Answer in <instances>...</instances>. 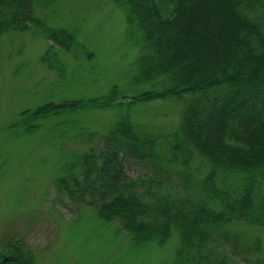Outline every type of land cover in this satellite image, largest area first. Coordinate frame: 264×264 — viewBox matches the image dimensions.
I'll use <instances>...</instances> for the list:
<instances>
[{
	"label": "trees",
	"instance_id": "trees-1",
	"mask_svg": "<svg viewBox=\"0 0 264 264\" xmlns=\"http://www.w3.org/2000/svg\"><path fill=\"white\" fill-rule=\"evenodd\" d=\"M55 1L0 0V36L29 29L43 34L48 44L39 61L63 77L60 54L75 46V35L36 12ZM111 1L123 8L144 47L128 88L148 87L112 85L94 97L45 101L21 110L8 127L17 128L15 135L53 130L71 113L120 109L101 144L65 162L56 185L68 200L118 222L135 243H163L178 234L183 264H239L232 256L248 263L256 252L252 264H264L261 245L247 247L229 230L233 222L264 228V193H258L264 183V0ZM166 98L181 109L173 142L164 147L130 119L129 108ZM192 157L208 166L200 178L188 170ZM135 165L144 173L140 180L128 174ZM219 175L241 178L222 187ZM193 186L197 198L176 190ZM220 244L227 252L216 250ZM31 255L13 242L0 264H35Z\"/></svg>",
	"mask_w": 264,
	"mask_h": 264
},
{
	"label": "rangeland",
	"instance_id": "rangeland-1",
	"mask_svg": "<svg viewBox=\"0 0 264 264\" xmlns=\"http://www.w3.org/2000/svg\"><path fill=\"white\" fill-rule=\"evenodd\" d=\"M36 12L49 26L71 31L76 44L60 54L62 77L39 61L48 44L43 34L29 29L0 36V254L20 242L35 264H183L176 251L178 234L163 243L156 239L135 243L117 229L118 222L103 221L89 208L72 203L56 185L71 156L101 144L120 109L71 113L57 121L63 128L53 130L44 126L15 135L17 128L8 127L21 110L45 101L94 97L112 85L129 91L148 87L128 88L144 47L123 8L111 0H56ZM180 109L176 99H155L133 105L129 116L165 147L178 130ZM187 165L193 178L208 171L201 157H192ZM127 170L132 179L143 178L138 165ZM240 178L219 175L217 185L231 187ZM176 190L194 198L200 193L196 186ZM258 193H264V183ZM229 230L247 247L256 243L264 249L263 227L233 222ZM215 248L227 252L223 244ZM257 253L248 263L231 258L252 264Z\"/></svg>",
	"mask_w": 264,
	"mask_h": 264
}]
</instances>
